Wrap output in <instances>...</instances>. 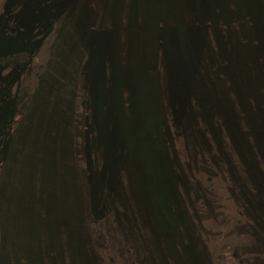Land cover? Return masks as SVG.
I'll list each match as a JSON object with an SVG mask.
<instances>
[{"label":"rangeland","instance_id":"obj_1","mask_svg":"<svg viewBox=\"0 0 264 264\" xmlns=\"http://www.w3.org/2000/svg\"><path fill=\"white\" fill-rule=\"evenodd\" d=\"M63 21L0 183V264H194L191 236L203 264L264 261L230 194L264 196V0H72Z\"/></svg>","mask_w":264,"mask_h":264},{"label":"flooded vegetation","instance_id":"obj_2","mask_svg":"<svg viewBox=\"0 0 264 264\" xmlns=\"http://www.w3.org/2000/svg\"><path fill=\"white\" fill-rule=\"evenodd\" d=\"M71 1L0 0V183L9 184L7 178L16 176L20 159L25 155V132L34 129L28 114L33 107L29 106L37 95L40 73L53 49L48 44L54 31L64 29L60 26L66 25L63 19ZM45 50H50L46 57ZM89 152L88 144L87 188L91 196L98 195L89 204L104 223L105 215L96 206L101 188ZM202 193L205 194L203 190Z\"/></svg>","mask_w":264,"mask_h":264},{"label":"trees","instance_id":"obj_3","mask_svg":"<svg viewBox=\"0 0 264 264\" xmlns=\"http://www.w3.org/2000/svg\"><path fill=\"white\" fill-rule=\"evenodd\" d=\"M232 193H235L233 196L234 200H235V204L237 205L238 208H240L239 213L244 218V221H245V224L243 225L244 226L243 231L253 241L256 242L255 248H254L255 251H259V250L262 251V249L264 250V196H261L257 193L252 194L250 192V190H249V192H240L239 189H235L234 192H230V194H232ZM142 206H144V205L142 204ZM189 208L192 209L191 206H189ZM208 213L211 214L210 212H208ZM181 214L186 217V225H187V228L189 229V233L191 236V234H193L194 232L190 228V218H191L190 211H188L186 209L183 211L181 210ZM195 214L198 216L197 222H199L200 216H199L197 210H196V212L193 213V216ZM141 217L145 221H149L148 218L145 217V213H143V215H141ZM150 223H151V221H150ZM198 225L199 224L197 223V230L199 232V229H198L199 226ZM154 227L158 228L159 232L157 234L160 236L161 242H164L162 240L163 234H162L161 228L159 227L157 221L152 219L151 228L154 230ZM151 228L149 227L148 229H151ZM194 235L196 236L195 233H194ZM191 237L194 240V244L189 247L190 256H191L194 264H203V260H205V259L207 260V254H205V256H206L205 259H201L199 254H198V251H197V249H199V245H201L199 243V241L200 242H203V241L201 239L196 241V239L193 236H191ZM203 244L205 245V242H203ZM206 247H204V249H206ZM164 248L167 251V254H166L167 256L166 257L162 256L163 257L162 259H158L159 264H167V263L168 264H176V261L174 262L175 254L173 256L172 253L169 252L170 250H168V248H166L165 246H164ZM155 250H156V248H155ZM253 258H254L253 264H264V261H261L259 259L260 258L259 256L254 255ZM243 263L244 262L242 260V262H240V264H243ZM246 264H249V263H246Z\"/></svg>","mask_w":264,"mask_h":264}]
</instances>
